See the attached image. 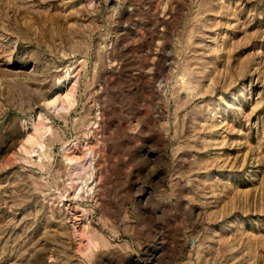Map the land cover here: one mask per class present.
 <instances>
[{
	"label": "rangeland",
	"instance_id": "rangeland-1",
	"mask_svg": "<svg viewBox=\"0 0 264 264\" xmlns=\"http://www.w3.org/2000/svg\"><path fill=\"white\" fill-rule=\"evenodd\" d=\"M0 264H264V0H0Z\"/></svg>",
	"mask_w": 264,
	"mask_h": 264
},
{
	"label": "bare ground",
	"instance_id": "bare-ground-1",
	"mask_svg": "<svg viewBox=\"0 0 264 264\" xmlns=\"http://www.w3.org/2000/svg\"><path fill=\"white\" fill-rule=\"evenodd\" d=\"M91 177V176H90Z\"/></svg>",
	"mask_w": 264,
	"mask_h": 264
}]
</instances>
